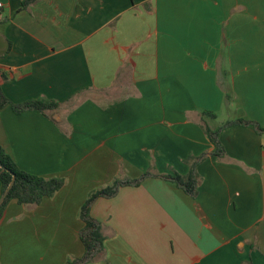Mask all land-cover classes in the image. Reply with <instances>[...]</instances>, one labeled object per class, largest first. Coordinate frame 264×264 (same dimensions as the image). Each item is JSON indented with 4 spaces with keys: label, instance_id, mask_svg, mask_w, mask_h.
<instances>
[{
    "label": "crops",
    "instance_id": "0c3cea01",
    "mask_svg": "<svg viewBox=\"0 0 264 264\" xmlns=\"http://www.w3.org/2000/svg\"><path fill=\"white\" fill-rule=\"evenodd\" d=\"M27 1L0 0V86L59 107L1 109L0 147L65 186L6 206L0 264H264V0Z\"/></svg>",
    "mask_w": 264,
    "mask_h": 264
},
{
    "label": "trees",
    "instance_id": "16d2710c",
    "mask_svg": "<svg viewBox=\"0 0 264 264\" xmlns=\"http://www.w3.org/2000/svg\"><path fill=\"white\" fill-rule=\"evenodd\" d=\"M30 0L27 1V3ZM1 76L3 74L0 73ZM5 77V75H4ZM6 106H11L13 110L18 113L22 114L26 111H39L42 113H46L49 110H55L59 107V104L56 102H45L42 100H34L28 101L20 105L13 104L3 93L1 86H0V110ZM205 115H209L212 117H216L215 114L211 112H205ZM243 120L238 122L232 123L228 122L224 127L231 126L234 124H242ZM211 134V141L217 144V139L213 136L218 134L212 133ZM0 161L2 165L6 168V171H3L0 167V182L2 184V195L5 194L9 185L11 184L13 177L15 176L16 181L11 189L9 195L3 202L0 207V217L6 206L11 201H16L20 205H38L44 199L53 197L57 192H59L64 186L65 181L61 178H52L46 179L43 177H39L28 172L21 170L12 157L5 152V150L0 147ZM172 179V181L177 182L179 185L184 187L187 192L193 193L197 186V182L194 177H189L188 179H184L181 176H169L167 177ZM122 184H132L131 182H116L113 186L100 190L94 193L90 199L86 202L85 206L82 210V218L86 222V228L82 233V241L87 250L86 258H90L93 252L102 245L103 238L100 232L99 226L95 223V221L90 217L89 208L93 201L99 197H111L116 194L117 190Z\"/></svg>",
    "mask_w": 264,
    "mask_h": 264
},
{
    "label": "water",
    "instance_id": "95a60500",
    "mask_svg": "<svg viewBox=\"0 0 264 264\" xmlns=\"http://www.w3.org/2000/svg\"><path fill=\"white\" fill-rule=\"evenodd\" d=\"M0 167L2 168L3 171H6V168L2 165L1 161H0ZM16 178L15 176L13 177V180L11 182V184L9 185L7 191L5 192L4 195H2L1 199H0V207L3 204V202L5 201V199L7 198V196L9 195L11 189L13 188L14 184H15Z\"/></svg>",
    "mask_w": 264,
    "mask_h": 264
},
{
    "label": "built area",
    "instance_id": "2783aa9c",
    "mask_svg": "<svg viewBox=\"0 0 264 264\" xmlns=\"http://www.w3.org/2000/svg\"><path fill=\"white\" fill-rule=\"evenodd\" d=\"M1 6V5H0Z\"/></svg>",
    "mask_w": 264,
    "mask_h": 264
}]
</instances>
